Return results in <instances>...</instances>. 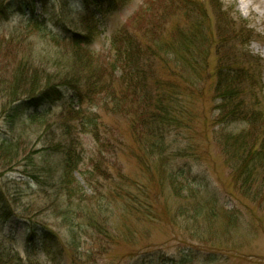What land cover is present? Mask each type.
Segmentation results:
<instances>
[{
    "label": "trees",
    "instance_id": "trees-1",
    "mask_svg": "<svg viewBox=\"0 0 264 264\" xmlns=\"http://www.w3.org/2000/svg\"><path fill=\"white\" fill-rule=\"evenodd\" d=\"M35 1L0 0V16H6L10 9L18 8L32 16L29 24L33 26V32L41 30V23L35 19L38 7ZM97 1L73 0V3L80 2L84 7L97 11L83 17L87 22V34L73 31L71 36L56 37L66 50L62 53L63 58L58 60L65 62L63 67L59 63L58 70L51 72L47 65L36 62L35 55L21 59L9 77L5 112L15 118L24 107L41 108L70 96V102L64 104L65 122L61 124L65 140H60L53 147L64 153V157L57 162L63 168L61 185L70 199L77 197L80 202H95L102 207L106 195L101 193L100 197L95 196L96 190L89 177L83 178L87 187L79 188L75 173H82V170L73 152L78 144L73 138V126L67 123L80 120L87 126L84 121L89 119L90 124L93 123L90 132L94 135L100 154L105 155L104 151L113 150L114 145L100 137L98 112L89 113L84 108L87 102H102L106 112L130 118L133 142L125 156L134 159L141 166L143 174L159 184L157 188L160 193L167 190L168 194L169 186L178 196L186 191L194 199L189 211L195 224H200L201 217L209 222V226L216 224L220 215L225 228L234 231L240 226L237 212L219 208L218 194L211 189L205 175L199 178L192 176L186 166L175 165L172 160L199 157V153H196L199 143L192 133L199 141L196 121L204 112L200 111L201 105L197 106V102L208 91L210 100L215 103L212 108V112H215L213 124L220 126L219 130L213 132L215 146L222 152L224 163L234 175L242 195L255 201L263 195L264 116L253 108L258 98L255 91L258 89L261 93L264 90L261 82L263 64L261 58L247 48L253 37L252 30L232 7L221 0H209V3L205 0H147L142 9L129 18L126 27L114 33L111 52L101 53L90 48L96 33L95 19L98 14L102 16V13H113L123 8L126 0L102 1L103 10ZM45 2L40 0L43 6ZM104 7L107 9L104 10ZM177 14L184 21L167 25L169 19ZM16 40L6 42L11 52ZM249 91L254 98L252 104L247 101ZM261 103L259 100L256 105L261 107ZM243 109L252 113L247 115ZM241 120L248 126L241 131L230 129ZM174 131L178 137L186 140L187 146L175 154H168L171 149L168 138ZM68 139L71 142L67 143ZM257 140L260 141L258 150L254 148ZM11 151H14L13 146ZM100 154L99 161L94 162L99 171L102 164ZM118 170H121L120 166ZM258 182L262 184L258 185ZM146 188V185L142 187ZM144 193L145 190H141L142 196ZM146 197L149 198L148 195ZM138 202L136 199L129 206L125 201V210H131L140 221L159 217L158 211H153L155 202L154 206L152 202L147 203L144 211L137 208ZM107 205L106 215L101 221L97 220L99 214L96 211L87 218L83 215V223L76 222L75 211L64 212V225L69 226L66 241L42 221L41 224L28 222L26 251L44 249L51 256L53 264H61L62 257L68 251L74 264H99L97 256L107 252V238L113 237L108 226H103V222L113 219L111 214H107L112 211ZM6 209L9 210L8 202L0 190V215ZM159 209L165 215L170 213L167 203ZM3 217L7 219V216ZM215 227L213 225L212 229ZM197 233L194 237H199ZM95 234H98V239L94 237ZM86 243L89 248L84 250ZM147 256H151L150 251ZM0 264L23 263L13 255L0 252Z\"/></svg>",
    "mask_w": 264,
    "mask_h": 264
},
{
    "label": "rangeland",
    "instance_id": "rangeland-1",
    "mask_svg": "<svg viewBox=\"0 0 264 264\" xmlns=\"http://www.w3.org/2000/svg\"><path fill=\"white\" fill-rule=\"evenodd\" d=\"M45 1V6L41 5L40 0L35 1L38 6L35 19L41 23V30L33 32L34 28L29 24L32 16L18 8H12L6 16H0V190L9 206V210L2 211L0 215V252L19 258L23 264H53L51 256L44 249L26 251L28 222L39 224L42 221L66 241L69 226L64 225V212L75 211L76 222L83 223V215L87 218L96 211L99 214L97 220L101 221L106 215L105 207L108 204L112 211L107 214H111L113 219L103 222V226H108L113 237L107 238V252L97 256L99 264H149L150 261L153 264H264V193L255 201L251 197H244L238 189L234 175L213 141V132L219 130L220 126L213 124L215 112H212V108L215 103L210 100L208 91L197 102V106L201 105L200 111L204 112L196 121L199 141L192 133L194 140L199 143L196 150L199 157L172 160V163L186 166L192 176L197 178L205 175L211 189L218 194L219 208L237 212L240 226L234 231L225 228L220 215L216 224H213L216 226L214 229L203 217L199 219L200 224H195L189 211L194 199L186 191L178 196L169 186L168 194L167 190L160 193L157 188L159 184L143 174L141 166L134 159L125 156L133 142L130 118L106 112L102 102H87L84 108L89 113L98 112L100 137L114 145L113 150L104 151L105 155L100 154L94 135L90 132L93 123L90 124L89 119L84 121L87 126L80 120L67 123L73 126V138L78 144L73 152L82 170V173H75L80 190L87 187L83 178L89 177L96 190L95 196L105 194L106 200L103 199L105 202L101 207L95 202H80L77 197L70 199L67 196V190L60 181L63 168L57 165L64 153L53 147L60 140H65L61 124L65 122L64 104L70 102V96L41 108L24 107L15 118L5 112L9 77L21 59L35 55L38 64L43 63L49 71L55 72L61 63L58 60L63 58L62 53L66 51L56 37L71 36L73 31L87 34V22L83 17L97 11L84 7L80 2L73 3V0ZM102 1L105 0L97 1L101 9ZM221 1L232 7L252 30L253 37L247 48L262 60L261 82L264 84V0ZM146 2L126 0L125 6L116 12H105L102 16L98 14L95 19L96 33L90 48L101 53L111 52L114 33L126 27L129 18L140 11ZM205 2L209 3V0ZM177 21L184 19L179 14L174 15L167 25ZM15 39L16 44L11 52L6 42ZM64 63H61L62 67ZM254 94L258 95L256 104L259 100L262 103L261 107L255 104L253 108L264 116V90L260 93L257 89ZM247 101L254 103L250 91ZM243 110L247 115L252 113ZM35 114L40 116L34 117ZM235 123L230 127L231 130L241 131L248 126L242 120ZM168 140L171 143L168 154H175L187 146L186 140L178 137L176 131L172 132ZM259 144L260 141L254 148L260 149ZM12 146L14 151H11ZM99 154L102 157V164L99 165L101 171L94 164L99 161ZM261 184L258 182V185ZM144 185L146 189H142ZM141 190H145L143 196ZM111 192L113 195H110ZM136 199L139 200L137 208L142 211L147 203L152 202L154 206L155 202L153 211H158L159 217L140 221L131 210H125V201L132 206ZM165 203L169 207V215L159 209ZM3 216H7V219ZM195 233L199 237H194ZM97 236L94 235L96 239ZM88 248V243L83 245L84 250ZM148 251L151 252L150 257L147 256ZM69 255L68 251L62 257L61 264H74Z\"/></svg>",
    "mask_w": 264,
    "mask_h": 264
},
{
    "label": "bare ground",
    "instance_id": "bare-ground-1",
    "mask_svg": "<svg viewBox=\"0 0 264 264\" xmlns=\"http://www.w3.org/2000/svg\"><path fill=\"white\" fill-rule=\"evenodd\" d=\"M35 108V107H34Z\"/></svg>",
    "mask_w": 264,
    "mask_h": 264
}]
</instances>
